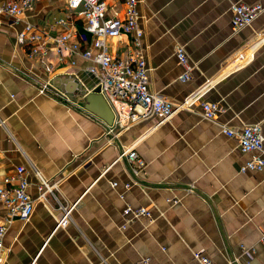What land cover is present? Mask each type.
I'll return each instance as SVG.
<instances>
[{"label": "crops", "instance_id": "1", "mask_svg": "<svg viewBox=\"0 0 264 264\" xmlns=\"http://www.w3.org/2000/svg\"><path fill=\"white\" fill-rule=\"evenodd\" d=\"M236 1L258 0L140 1L150 89L184 104L167 119L134 123L115 142L105 135L114 114L97 91L90 60L77 55L72 65L54 50L41 59L17 41L28 21L61 32L53 21L69 12L66 3L39 0L18 22L0 14V115L8 127L0 126V182L25 165L37 197L31 164L57 182L27 220L10 219L0 202V222L8 225L4 264H135L145 257L148 264H197L198 249L213 264H264V168L241 171L254 153L221 127L259 123L264 133V9L234 30ZM108 2L111 14H122L124 0ZM77 24L85 32L82 19ZM130 41L127 33L107 39L119 55ZM178 45L192 64L186 81ZM48 79L61 80L70 100L39 92ZM203 100L221 106L215 120L204 117ZM132 144L144 168L126 187L133 174L117 157L122 145ZM127 205L152 215L126 216Z\"/></svg>", "mask_w": 264, "mask_h": 264}, {"label": "built area", "instance_id": "2", "mask_svg": "<svg viewBox=\"0 0 264 264\" xmlns=\"http://www.w3.org/2000/svg\"><path fill=\"white\" fill-rule=\"evenodd\" d=\"M38 1L0 0V14H6L12 21L18 22L20 15L33 11ZM63 1L69 8V12L55 17L53 21L64 27L61 32L54 30L53 26L45 29L28 21L18 30L17 41L27 45L30 54L41 59L54 50L60 60L68 58L72 65L77 64V55L90 60L91 63L87 68L97 78L96 86L114 114L112 124L105 131L110 142H115L114 138L119 135L120 131L129 128L134 123L152 116L167 119L184 104L179 105L162 93L150 89L148 66L142 49L144 29L139 21L141 0H124L122 14H111L108 0ZM263 9L262 0L253 4L244 1L233 2L231 6L233 29L238 30L251 24ZM79 18L83 21L85 32L79 31L77 24ZM123 33L131 35L126 53L113 54L109 49L107 39ZM88 34L92 36L91 41L88 46L83 47L82 38L88 39ZM176 55L184 67L180 78L184 81L192 78V64L183 45L176 47ZM46 69L52 71L53 66L48 64ZM55 82L51 79L42 82L39 92L58 96L65 101L70 100L68 91L59 87ZM201 95L202 93L196 94L192 101L199 100ZM201 106L204 117L210 120H215L221 111V106L217 102L203 100ZM0 126L8 130L6 119L1 115ZM221 127L224 133L237 139L244 151L254 153L240 170H262L264 168L262 126L254 123L239 128H230L225 124ZM117 160L125 161L129 165L133 179L126 182L125 186L131 187L138 181L144 168V162L135 145H122ZM31 165L39 179L40 192L37 197H33L29 191L30 180L25 165H19L15 173L5 176L0 182V202L7 207L10 219L15 217L23 220L29 219L37 200H46L47 194L53 192V187L57 185L56 181L50 182L33 164ZM112 185H117V181H114ZM124 214L133 218L152 215L149 208L132 205L125 207ZM7 228V222H0V264H4L8 253L4 240ZM193 254L197 264H213L212 259L203 249L195 250ZM149 261L150 258L145 257L135 264H148Z\"/></svg>", "mask_w": 264, "mask_h": 264}, {"label": "water", "instance_id": "3", "mask_svg": "<svg viewBox=\"0 0 264 264\" xmlns=\"http://www.w3.org/2000/svg\"><path fill=\"white\" fill-rule=\"evenodd\" d=\"M73 85H75V83ZM84 89H85V87L83 89H81L80 93H85ZM97 91L99 92V89Z\"/></svg>", "mask_w": 264, "mask_h": 264}, {"label": "rangeland", "instance_id": "4", "mask_svg": "<svg viewBox=\"0 0 264 264\" xmlns=\"http://www.w3.org/2000/svg\"><path fill=\"white\" fill-rule=\"evenodd\" d=\"M60 83H61V80H57V81H56V84H57V85H60Z\"/></svg>", "mask_w": 264, "mask_h": 264}]
</instances>
